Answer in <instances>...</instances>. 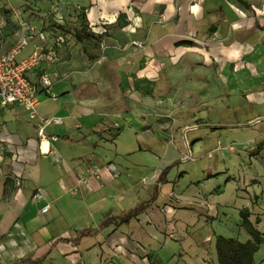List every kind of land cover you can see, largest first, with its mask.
<instances>
[{
    "label": "crops",
    "instance_id": "0c3cea01",
    "mask_svg": "<svg viewBox=\"0 0 264 264\" xmlns=\"http://www.w3.org/2000/svg\"><path fill=\"white\" fill-rule=\"evenodd\" d=\"M64 1L83 7L85 22L81 28L85 33L78 29L71 42L67 40L54 48L53 59L41 62L28 73L34 82L43 73L49 75L50 90L39 95L38 111L43 116L62 119L61 123L52 124L47 129L49 134L56 136V140L51 141L54 152L48 155L40 152L36 121L29 118L25 109L16 105L0 106V143L6 150L0 160V264H14L21 258L34 259L43 255L42 264H55L50 262L54 258L62 262L68 260L69 264H88L80 257L87 251L83 250L84 241L104 234L105 229L111 231V242L105 244L104 249L115 246L129 254L136 250L137 245L143 244L140 238L136 240L131 236L135 227L133 223L138 225V229L133 231L137 234L145 232L156 240L163 236L162 230L159 232L154 223L148 224L150 213L154 220H162L159 224L164 221L166 225L162 227L166 229L180 224L193 231V223L209 220L215 234L238 237L237 223L242 222L240 211L243 206L239 207L233 201L228 204L218 200L211 203L209 209L196 210H177L167 205L162 212L161 206L169 202L166 193L172 190L169 181L174 174L170 170L181 161L179 156L167 162L166 156H162L160 161L157 154L160 142L170 134L168 130L155 127L154 123L162 119L163 105L171 102L167 98L162 100L163 105L158 106L160 100H157L152 107L145 106L141 100L142 88L135 83L146 73L150 74L155 89L164 79L173 80L175 64H180V57L170 56L176 52L175 46L179 47V52L190 51L182 46L192 48L191 41H206L212 47L215 62H227L229 57L230 76L237 78L242 67L240 64L245 61L249 67L241 69L247 72L248 79L244 83L233 84L225 94L228 95V103L219 104L225 106L229 123L222 127L243 122L249 124L257 119L259 122L254 125L264 124V0ZM122 18L124 22H121ZM109 29L111 34L106 33ZM147 33L148 38L150 35L151 56L143 57L142 50L131 43L143 40ZM121 34L124 42L116 47L118 49L110 51L116 45L106 44V40ZM92 38L98 39L100 46L105 44L102 53L99 50L95 52ZM14 39V35L7 37L2 53L11 48ZM228 39L233 45L230 53L224 55L221 47ZM164 46L166 56L161 55ZM33 48L32 43L27 45L17 59L25 57ZM160 56L165 67H160ZM187 57L194 64H206V70L211 63L203 57L183 56ZM181 73L189 76L186 70ZM188 82L187 89L191 85L198 88L207 85L205 80L188 79ZM111 105L117 109H112ZM146 111L150 116L144 114ZM110 127H117L113 136L107 130ZM147 155L149 157L145 161L149 165L163 166V169L173 165L163 182L159 180L161 169L151 191H139L122 178H112L104 168V163H114L118 172L121 167L136 168ZM91 163L101 168L100 177H89L86 185L72 194L70 189L76 185L78 173L85 171ZM147 170L144 167L140 172ZM14 177L20 179V186L15 187ZM222 181L223 178L219 177L216 184L199 182L197 186L182 189L189 193H207ZM258 181L254 187L257 191L253 194L255 215L250 213V206L247 210L248 219L264 237V182ZM182 189L176 195L189 197L183 194ZM37 190L43 193V199L33 198ZM152 196L154 199L150 202ZM137 202L146 205L128 222L102 226L107 216H122L137 206ZM47 203L50 204L49 209L42 212L41 208ZM199 212L203 214L199 215ZM85 228H92V232L77 240L78 232ZM215 234L210 235L213 242ZM187 246H179L178 253L158 250L155 259L145 257L142 264L197 263L191 246ZM253 264H264V243L254 253Z\"/></svg>",
    "mask_w": 264,
    "mask_h": 264
},
{
    "label": "rangeland",
    "instance_id": "374dc122",
    "mask_svg": "<svg viewBox=\"0 0 264 264\" xmlns=\"http://www.w3.org/2000/svg\"><path fill=\"white\" fill-rule=\"evenodd\" d=\"M76 6L73 3H65L64 0H0V53L4 54L1 49L7 37L15 36L11 45L12 48L23 37L30 35L31 31L35 35L28 39L24 48L30 43L42 47L49 44L55 51L54 48L58 46V41H60L59 44L65 43L67 40L71 42V39H74L78 34L77 30L84 25L81 16L85 14V11L83 7ZM59 15L63 17V23L56 21ZM121 22H124L123 18ZM106 33L111 34L112 31L109 29ZM149 34H151L150 31ZM59 36L63 39L61 40ZM143 38V40H137L142 44L141 46H137L133 42L131 44L136 49L142 50L143 54L141 55L143 57L151 56L150 35L148 38V33L144 34ZM193 38L196 37L193 36ZM123 42L122 34L118 37L113 36L112 40H106V44L116 45L110 51L118 49L116 47H120ZM91 43L96 53L99 51L102 53L105 44L101 43L100 46V42L96 38H92ZM190 45H193L192 48L187 45L182 46L190 51L181 50L182 52H179L177 51L179 47L175 46L176 52L170 53L171 57H180V64H175L176 72L173 80L164 79L155 89L150 74L146 73L143 78L140 77L135 83V86L142 88L141 100L145 106L150 108L156 104L154 102L157 100H160L157 103L158 106L163 105L162 100H167V98L171 102L168 104L170 108H167L168 105L166 104L163 105L165 109L162 110V119L154 123L155 127L159 126L165 131L168 130L170 134L169 137H164L161 140L157 154L160 161L162 156H166V162L173 161L179 156L181 162L170 170L174 175L170 176L171 181H169L172 190L166 193V199L169 202L164 203L160 209L162 212L165 211L167 205L177 210H196L195 208L204 209L206 207L209 209L211 203L224 200L228 204L231 201L236 202L239 207L243 206L242 209H248L247 207L250 206V213L255 215L253 204H256V200L254 201L253 194L257 189L254 190V187L257 186L258 179L264 182V124L250 125L243 122L238 125L222 127V125L229 123L226 121L225 106L219 105L220 103H228V95L225 94L226 91H230L233 84H241L248 79L247 72L241 71V69L249 68L248 64L246 61L241 63L242 67L239 69L238 77H232L229 72V57L227 62L219 64L214 61L212 47L206 41L203 43L198 40L191 41ZM231 45H233L232 40L223 41L221 50L224 55L230 53ZM165 47L163 48L164 53H161L164 56H166ZM188 53L196 58L203 57L211 62L207 66L208 69L206 70V64L203 62L194 64V61H190L188 57L183 58V56H188ZM161 58L160 56L158 59L162 60L160 67H165L164 60ZM183 70H186L189 76L188 74H186L187 76L183 75L181 73ZM148 72L150 73V71ZM188 79L191 81L205 80L207 85L204 88L191 85L190 89H187ZM111 108L117 109L115 105H111ZM146 112L144 114L150 116L148 115L150 114L149 111ZM194 124H196L197 129L185 133L184 128ZM107 130L110 131L109 135L113 136L117 127H110ZM186 144L189 145L191 154H189ZM147 157L149 155L144 157L143 163L139 167L128 166L130 170L121 167L119 179L122 178L124 182L133 184L139 191H151L163 166L147 164L145 161ZM95 162L100 163L99 160H95ZM144 167H147L148 170L141 173L140 171ZM202 169L203 174H201ZM219 177L223 178L222 184L216 185L207 193L204 191H201L203 193L200 191L189 193V191L182 189L186 186H197L199 182L216 184ZM180 188L183 190V194H188L189 197H180L179 195L178 197L176 194L180 192ZM198 214L202 215L203 213L199 212ZM149 217L151 221L148 224L154 223L158 230H162L163 236H159V240L139 230L138 234L133 232L136 228L138 229V225L133 223L135 227L132 229L131 236L136 240L140 238L143 244L137 245L136 250L133 249L134 252L128 254L115 246L104 249V245L111 242L109 239L111 231L105 229L104 234H98L95 238L84 241L83 250L87 251H84L83 255L80 256L82 261L84 260L88 264H142L145 257L155 259L158 250L178 253L179 246L190 245L191 252L195 253L194 257L197 262L195 264H218L215 239L213 242V238L210 236L215 233L209 220H206L205 223H193V231H190L180 224L169 229L163 228L162 226L166 225L164 221L163 224H159L162 223V220H154L155 217L151 213ZM237 225L239 226V234L238 237L234 238L241 242L247 241L251 237L249 229L241 221ZM183 230L186 231L185 234ZM98 231L102 230L98 229ZM134 233L137 235L135 236ZM247 236H249L248 239H246ZM179 255L181 256L180 253ZM78 260L81 261V259ZM67 261L62 262L58 258H54L50 262L66 264ZM67 264L69 263L67 262Z\"/></svg>",
    "mask_w": 264,
    "mask_h": 264
},
{
    "label": "built area",
    "instance_id": "2783aa9c",
    "mask_svg": "<svg viewBox=\"0 0 264 264\" xmlns=\"http://www.w3.org/2000/svg\"><path fill=\"white\" fill-rule=\"evenodd\" d=\"M56 21L63 23V17L59 15ZM34 32L27 37H23L20 42L15 44L6 53L0 54V106L16 105L26 110L30 119L36 121V130L38 136V148L43 155L52 154L54 148L51 145V141L56 140V136L48 133L47 129L52 124L61 123L62 119L58 116H43L38 111V105L40 102L39 95L41 93L47 94L50 90V79L48 73L40 75L37 82H32L28 76V73L33 70L34 67L39 65L43 61H49L53 59V50L51 46L42 47L35 45L33 50L25 57L17 59L18 54L28 43V39L34 36ZM62 40L63 38L59 36ZM60 41H58L59 44ZM137 46L142 44L137 41H133ZM259 120H253L249 122L250 125L258 123ZM197 129L196 124L186 126L184 128L185 133L188 131ZM189 154H191L189 145L186 144ZM5 147L0 143V160L5 154ZM105 170L109 172L112 178H117L119 172L114 163H107L104 165ZM101 168L98 165L90 164L85 171H80L77 175L76 185L70 189L72 194H76L80 186L86 185L89 177H100ZM14 185L18 187L21 185V181L18 177H14ZM34 199H43L44 195L40 190H37L34 195ZM50 207V204H45L42 208V212H46Z\"/></svg>",
    "mask_w": 264,
    "mask_h": 264
},
{
    "label": "trees",
    "instance_id": "16d2710c",
    "mask_svg": "<svg viewBox=\"0 0 264 264\" xmlns=\"http://www.w3.org/2000/svg\"><path fill=\"white\" fill-rule=\"evenodd\" d=\"M82 23L85 22V14L81 16ZM80 32L85 33L84 28H80ZM92 37H99L94 34H88ZM173 165L167 166L159 175L160 182H163L165 175L168 170ZM154 199V196L150 199V202ZM145 203H140L134 208L130 209L127 213L122 216H107L102 221V226H106L110 223H114L115 226L120 225L121 223L128 222L132 217L139 214L145 207ZM242 217V224L247 226L251 237L245 241L241 242L234 237H226L221 234L215 235V248L217 253L218 264H253V255L257 251L258 247L264 243V237L262 233L253 226V224L248 219L249 212L247 209L240 211ZM256 222H258L256 220ZM92 232V228L81 229L78 232L77 240L85 235H89ZM77 240L75 242L77 243ZM44 255L39 258H21L18 259L14 264H42Z\"/></svg>",
    "mask_w": 264,
    "mask_h": 264
}]
</instances>
